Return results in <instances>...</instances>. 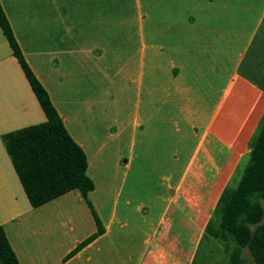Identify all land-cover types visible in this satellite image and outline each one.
Masks as SVG:
<instances>
[{
	"label": "crops",
	"instance_id": "crops-1",
	"mask_svg": "<svg viewBox=\"0 0 264 264\" xmlns=\"http://www.w3.org/2000/svg\"><path fill=\"white\" fill-rule=\"evenodd\" d=\"M0 4L94 185L29 206L1 137L45 117L0 29V227L18 264L212 261L264 158V0ZM87 202L103 234L67 258L96 232Z\"/></svg>",
	"mask_w": 264,
	"mask_h": 264
},
{
	"label": "trees",
	"instance_id": "trees-1",
	"mask_svg": "<svg viewBox=\"0 0 264 264\" xmlns=\"http://www.w3.org/2000/svg\"><path fill=\"white\" fill-rule=\"evenodd\" d=\"M0 29L13 57L17 60L45 122L4 134L1 141L21 188L32 209L77 190L87 201L94 188L87 177V159L73 141L49 96L36 79L15 40L10 24L0 4ZM96 232L77 246L67 258L103 234L102 225L87 202ZM264 158L249 170L243 186L237 191L228 212L216 232L227 264H244L247 250L254 264H264ZM0 264H18L17 258L0 227Z\"/></svg>",
	"mask_w": 264,
	"mask_h": 264
},
{
	"label": "rangeland",
	"instance_id": "rangeland-1",
	"mask_svg": "<svg viewBox=\"0 0 264 264\" xmlns=\"http://www.w3.org/2000/svg\"><path fill=\"white\" fill-rule=\"evenodd\" d=\"M255 19V16L253 17V20ZM264 208V207H263ZM263 222H264V217H263ZM218 247L220 249V251H215L211 256H210V259L212 261H203L202 258L198 255L197 259H196V262L195 264H227V260H226V256L224 255V252H223V247L220 244H218ZM203 250V246H201V249H200V252ZM242 256L245 260V263L244 264H254L250 255H249V252L247 250H243L242 252Z\"/></svg>",
	"mask_w": 264,
	"mask_h": 264
}]
</instances>
